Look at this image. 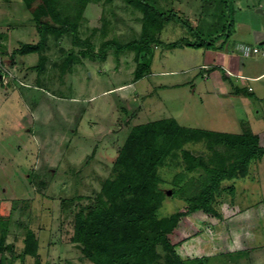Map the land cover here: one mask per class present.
<instances>
[{
    "label": "rangeland",
    "instance_id": "obj_1",
    "mask_svg": "<svg viewBox=\"0 0 264 264\" xmlns=\"http://www.w3.org/2000/svg\"><path fill=\"white\" fill-rule=\"evenodd\" d=\"M155 1L161 10H174L189 20L193 31L171 20L158 35L162 42L182 37L199 42L222 34L231 19L234 32L225 43L221 37L208 48L157 46L150 74L137 81L132 50L116 57L109 49L103 61L81 58L62 72L63 54L80 49L69 34L61 42L49 37L40 52L46 60L39 72L28 68L37 65L38 53L15 55L0 67V204L11 211L5 238L11 247L0 255L3 264H34L32 257L21 256L27 228L38 239L40 264H91L70 241L71 216H64L63 207L93 201L133 125L174 117L185 127L232 133L250 128L264 145V74L253 79L264 72V57L237 50L242 41L264 48L252 37L256 31L264 33V0ZM82 15L78 32L80 38L89 37L93 53L105 39L126 42L140 33L141 13L124 0L89 2ZM33 25L23 0H0V33L5 35L0 43L7 51L17 40L32 37ZM238 61L245 79L235 71ZM223 71L235 85L249 86L252 94H229ZM185 148L208 153L202 142ZM178 161L183 165L180 156ZM175 163L161 168L166 188L173 173L182 169ZM229 183L234 193L225 188L215 201L221 218L206 225L196 222L202 231L177 247L182 258L203 264H264V156L252 162L244 178L223 185ZM183 205L179 198L166 197L158 215Z\"/></svg>",
    "mask_w": 264,
    "mask_h": 264
},
{
    "label": "trees",
    "instance_id": "obj_2",
    "mask_svg": "<svg viewBox=\"0 0 264 264\" xmlns=\"http://www.w3.org/2000/svg\"><path fill=\"white\" fill-rule=\"evenodd\" d=\"M97 1L23 0L34 23L32 37L25 41L17 40L10 52L0 43V67L4 61H12L15 55L38 53L37 65L28 68L39 72L46 60L40 52L49 37L61 42L69 34L72 43L80 49L77 52L70 49L63 54L62 72L67 65L80 62L81 58L103 61L109 49L116 57L122 51L132 50L136 62L134 79L137 81L150 74L157 46L168 49L184 46L208 48L221 37H225L222 41L225 43L234 32L235 20L231 19L222 34L201 38V42L182 37L165 43L158 35L167 22L176 19L188 26L192 34L189 20L174 10H161L155 0H124L141 13L139 35L126 42L115 37L105 39L100 43L98 53H93L89 37L80 38L78 26L88 3ZM111 1L104 0V3ZM101 20L100 30L105 34L106 23L103 17ZM2 30L11 31V28L4 26ZM4 36L0 33V41ZM222 43L218 48H222ZM221 78L229 83V94H252L246 87L235 85L225 71ZM249 129L232 133L185 127L174 117L133 125L119 143L111 175L102 181L93 201L79 208L63 207L64 216H71L73 230L70 241L80 250L82 258L91 264H203L197 258H182L177 247L201 233L202 229L196 222L206 225L211 218H221L215 207L216 197L225 188L231 194L235 189L233 183L224 186L225 181L244 178L252 162L264 156L259 134ZM192 142L204 143L207 155L185 148ZM179 156L183 165L178 161ZM175 160V166L182 169L173 173L170 187L166 188L168 181L161 175V168ZM166 197L179 198L184 205L161 217L158 210ZM10 218L11 211L0 204L1 256L11 247L5 243ZM37 248L38 239L27 228L22 258L30 256L34 264H40ZM0 264H3L2 260Z\"/></svg>",
    "mask_w": 264,
    "mask_h": 264
},
{
    "label": "crops",
    "instance_id": "obj_3",
    "mask_svg": "<svg viewBox=\"0 0 264 264\" xmlns=\"http://www.w3.org/2000/svg\"><path fill=\"white\" fill-rule=\"evenodd\" d=\"M9 32V31H8ZM9 33H11V32H9ZM256 33L257 34H254V36H252L253 38H256L258 41H261V43H264V33L263 32H260V31H256ZM7 37V36H6ZM245 41H247V40H245ZM237 42V41H236ZM235 42V43H236ZM248 42H238V45H237V50L239 49V50H241V48H242V46H246V44H247ZM221 50H222V48H221ZM206 52V51H205ZM204 53V52H203ZM204 55V54H203ZM229 58L230 57H228V61H227V63L228 64H230V62H229ZM235 64V66H236V68H235V71H236V73L238 74V75H240L241 77H243L242 79H245V77H244V75H243V73L241 72V69H242V67H241V65H240V63H239V61L238 62H236V63H234ZM206 65V64H205ZM202 66H204V64H201V67ZM208 67H211V66H208ZM167 71V70H166ZM230 71V70H229ZM229 71H227L226 70V72L227 73H230V75H234V74H232V72H229ZM174 71H167V72H164V73H173ZM264 74V72H262L259 76H256V77H253V79H255V80H258L257 78H259L261 75H263ZM3 84H5V83H3ZM240 87H246V86H240ZM246 88H249V86H247ZM228 91V90H227Z\"/></svg>",
    "mask_w": 264,
    "mask_h": 264
},
{
    "label": "built area",
    "instance_id": "obj_4",
    "mask_svg": "<svg viewBox=\"0 0 264 264\" xmlns=\"http://www.w3.org/2000/svg\"><path fill=\"white\" fill-rule=\"evenodd\" d=\"M251 51H252L253 53H259L261 56L264 57V49H259V48H257V47H253V48L251 49Z\"/></svg>",
    "mask_w": 264,
    "mask_h": 264
},
{
    "label": "clouds",
    "instance_id": "obj_5",
    "mask_svg": "<svg viewBox=\"0 0 264 264\" xmlns=\"http://www.w3.org/2000/svg\"><path fill=\"white\" fill-rule=\"evenodd\" d=\"M256 47V46H254ZM258 48V47H257ZM242 51L245 52L246 54H248L252 48L248 47V46H242ZM261 49H264V48H261Z\"/></svg>",
    "mask_w": 264,
    "mask_h": 264
}]
</instances>
